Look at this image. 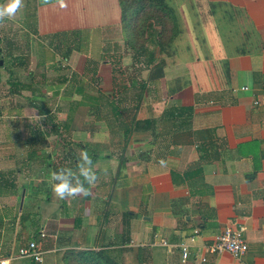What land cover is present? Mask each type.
Instances as JSON below:
<instances>
[{
    "label": "crops",
    "instance_id": "obj_1",
    "mask_svg": "<svg viewBox=\"0 0 264 264\" xmlns=\"http://www.w3.org/2000/svg\"><path fill=\"white\" fill-rule=\"evenodd\" d=\"M65 2L24 0L0 22V56L38 69L18 80L17 67L5 68L12 80L0 92V128L12 132L0 130V259H16L36 221L41 262L13 264H62L67 249L99 248L119 264L128 250L133 264H155L147 255L157 249L162 264H264V0H166L180 30L170 52L153 38L131 49L117 0ZM19 29L30 58L16 52ZM59 105L60 136L25 122L30 107L50 116ZM82 150L99 179L85 184L89 196L60 199L50 174L76 171ZM25 182L39 192H22L18 208L16 184ZM225 227H242L239 258L203 248Z\"/></svg>",
    "mask_w": 264,
    "mask_h": 264
},
{
    "label": "trees",
    "instance_id": "obj_2",
    "mask_svg": "<svg viewBox=\"0 0 264 264\" xmlns=\"http://www.w3.org/2000/svg\"><path fill=\"white\" fill-rule=\"evenodd\" d=\"M117 2L122 30L131 49L144 51V42L153 38L159 49L169 47L170 52L180 30L177 16L172 7L170 5L168 7L166 0H117ZM125 233L124 241L128 244V230ZM106 249H67L63 251L61 261L62 264H119ZM137 257L136 255L135 259H138Z\"/></svg>",
    "mask_w": 264,
    "mask_h": 264
},
{
    "label": "rangeland",
    "instance_id": "obj_3",
    "mask_svg": "<svg viewBox=\"0 0 264 264\" xmlns=\"http://www.w3.org/2000/svg\"><path fill=\"white\" fill-rule=\"evenodd\" d=\"M178 16H180V15H178ZM15 26H16L15 29L20 28L18 25H15ZM7 28H9V27H7ZM24 36H25V33L22 30H20V29L18 31H15V33H13V38H15L14 39L15 42H17L18 45H19V47L17 48V51L16 52L21 53V54H25L24 55L25 57L30 58L32 54H31V52H28V51H30L29 48H26L25 44L23 45L24 39H25ZM1 58H3L4 62H3V64H2V62L0 63V92H1V90L2 91L6 90L7 83L12 80V77L9 75V73H7V71H6L5 68L17 67V68H12V70H13V72H15L18 75L17 76L18 78L16 77L18 80H21V77L22 76H28L27 73H29V72L30 73H33V74H35V73L38 72V69H36V68L33 71L31 70V65L32 64L29 65V63H28V64H25L24 66L14 65L13 64L11 66L9 64L10 63V60L8 58H5L2 55H1ZM3 66H5V67H3ZM15 69H16V71H15ZM61 69L62 70H65L64 67H62ZM52 70H53L52 67L49 68V70H47L48 71L47 73L49 75H51V76H53V75L56 76L57 75L56 74L57 72L55 73ZM65 72L68 73L67 70H65ZM65 72L64 71L63 72L61 71V74L62 75H66ZM31 81H32V83H34V82L38 83V81H40V79L39 78H34V79H31ZM62 84H63V82H62ZM1 96H5V95H1ZM47 98L48 99H46L44 105L46 106V108H51L52 109L53 106H54V104L56 103V99L53 96L47 97ZM17 99L20 100V98H18V97H17ZM21 101H22V99H21ZM33 101H37V100L33 99ZM59 106H62V105H59ZM38 111L39 110H36V109L30 107L29 108L30 117L29 118H24L25 119V122H30L31 124L33 122V124H35V125H33V124L31 125L30 124L32 128L38 127L41 130H45V133H46L47 137H53L54 135H56V136L59 135L60 136V134H58V132H57V131H59V127H58L59 126V123L58 122H65V121H67L66 118H63L65 116V109H63V106H62L61 109H58V111L55 110V109L54 110H51L52 112H49L50 116L49 115H47V116L44 115L43 116V114H38L39 113ZM8 112L9 111H7V110H2L1 111V114H3V115L6 116L8 114ZM18 113H19L18 111H15L14 112V114H18ZM66 113H67V111H66ZM80 115H85V114H84V111H82V110L79 109L78 112H77L78 121L80 119ZM3 119L5 120L6 117H3ZM16 119H18V118H14V120H16ZM18 120H20V119H18ZM85 120H86V116L81 119L82 122H85ZM3 122H5V121H3ZM38 122H40V123H38ZM14 123L18 124V125H16L15 130L17 129V132L19 133L21 131V126L19 125L20 122L18 121V122H14ZM8 125H9L8 123L4 124V127L2 126L0 128V130L3 129V131H6L8 133H12L11 131L9 132V126ZM61 134L64 137V134L65 133H63L61 131ZM36 135H37V133H35V130L34 131L31 130L30 133H29V137L36 136ZM43 162H44V165H46V166H44L43 169H41V171H42V174L41 175H43V177H47V175H48L47 174V172H48L47 164L50 165L49 158H48V160H42V162L40 164H42ZM51 165H52V163H51ZM40 167H41V165H40ZM46 170H47V172L44 173L43 171H46ZM33 173L34 172L30 171V174H28L29 175L28 177L33 178ZM16 191H18V192H16V195L19 198V201H18V204H17V207L18 208L20 206V197L22 195V192L24 193V191H25V193H27V194H37L39 192L38 189L36 190V189L30 188V184H28L26 182L25 183H22L19 186H18V184H16ZM40 191H42L43 193H46L47 194V192L45 190H43V189L42 190L40 189ZM22 210H24V209L22 208ZM35 219H36V217H35ZM33 224H34V227H33V225H31L29 227V230L30 231L32 230V233H33L32 234L33 236H31V237H36L37 232H38V228H39V226H38L39 224L36 221H33ZM133 241L136 242L137 240L134 239ZM140 243H145V241H141ZM1 251L2 250H0V253L2 254ZM150 251H151V249H150ZM132 253H133L132 251H129V250L127 251V254L125 255V257H126L125 258V261H126L125 263L126 264H133ZM147 256H148V259H151L152 261H154L155 264H162L161 259L164 260L166 254L164 252L160 251V249H157L156 251L153 250V252L151 254H148ZM19 259L20 258L12 259V261H10V263L13 264L14 262L18 261Z\"/></svg>",
    "mask_w": 264,
    "mask_h": 264
},
{
    "label": "clouds",
    "instance_id": "obj_4",
    "mask_svg": "<svg viewBox=\"0 0 264 264\" xmlns=\"http://www.w3.org/2000/svg\"><path fill=\"white\" fill-rule=\"evenodd\" d=\"M52 0H40L42 7L48 6ZM60 8H67L65 0H56ZM24 7V0H5L0 4V22L5 19H15L17 13ZM99 177L93 166V160L87 150H82L79 155L77 170L61 168L50 174L52 190L60 199L75 198L76 196L87 197L90 195V188L85 184L94 186Z\"/></svg>",
    "mask_w": 264,
    "mask_h": 264
},
{
    "label": "built area",
    "instance_id": "obj_5",
    "mask_svg": "<svg viewBox=\"0 0 264 264\" xmlns=\"http://www.w3.org/2000/svg\"><path fill=\"white\" fill-rule=\"evenodd\" d=\"M246 86H240V90H245ZM257 103V101H254ZM242 227L237 229H231L228 227L223 228L220 232L216 233L213 236L212 242L203 248L208 252L221 253L228 252L231 256L239 258L246 250V243L244 242L241 236ZM196 233V230H194ZM45 234L42 230L37 232L36 237H43ZM164 244V243H163ZM179 250L181 254V259L184 260L188 255V245L180 243ZM14 257L20 259H28L33 262H41L42 260V251L40 249L39 243L33 237L29 240H26L23 244H20L16 250ZM13 259V256H7L0 259V264H8V261ZM204 260L203 257L200 258Z\"/></svg>",
    "mask_w": 264,
    "mask_h": 264
}]
</instances>
